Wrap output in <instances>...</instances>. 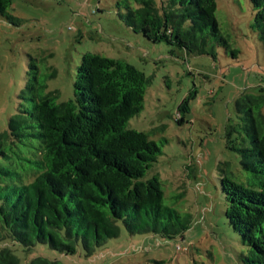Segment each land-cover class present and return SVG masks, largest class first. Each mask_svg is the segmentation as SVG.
Instances as JSON below:
<instances>
[{"label":"trees","instance_id":"trees-1","mask_svg":"<svg viewBox=\"0 0 264 264\" xmlns=\"http://www.w3.org/2000/svg\"><path fill=\"white\" fill-rule=\"evenodd\" d=\"M254 25L264 31V0H249ZM217 0H127L124 22L153 43L165 42L187 55L214 57V44L227 47L215 18ZM11 0H0V15ZM209 48V49H208ZM232 56L236 52L231 50ZM53 74L50 76H54ZM30 106L20 107L0 132V264H20L15 248L37 244L71 255H87L127 233L183 238L190 216L164 203L158 178L143 177L161 154L157 144L128 122L143 108L148 78L131 64L85 53L77 66L73 98L29 81ZM189 95L178 106L189 110ZM264 95L242 96L240 156L247 178H234L220 165L228 225L248 248L242 264H264ZM180 122V120H179ZM30 264H59L36 257Z\"/></svg>","mask_w":264,"mask_h":264},{"label":"rangeland","instance_id":"rangeland-1","mask_svg":"<svg viewBox=\"0 0 264 264\" xmlns=\"http://www.w3.org/2000/svg\"><path fill=\"white\" fill-rule=\"evenodd\" d=\"M126 2L11 0L7 11L19 22L0 15V132L18 108L30 106L23 98L30 96L34 74L45 93L58 91V103L67 102L83 54L123 60L149 80L143 108L128 128L161 150L142 180L158 178L164 203L188 214L190 226L183 238L171 240L130 235L122 226L117 238L89 255L81 244L71 255L47 244L14 252L20 264L36 257L59 264H242L248 248L225 217L219 170L229 163L235 179L247 178L228 141L238 147L245 136L238 100L264 95V31L254 25L256 11L249 0H217L215 18L227 47L211 44L214 57L195 56L134 32L124 22ZM189 95V110L182 114L178 106Z\"/></svg>","mask_w":264,"mask_h":264}]
</instances>
